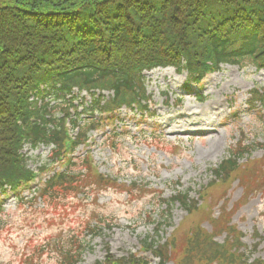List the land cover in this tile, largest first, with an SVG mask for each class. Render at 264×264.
<instances>
[{
  "label": "trees",
  "instance_id": "trees-1",
  "mask_svg": "<svg viewBox=\"0 0 264 264\" xmlns=\"http://www.w3.org/2000/svg\"><path fill=\"white\" fill-rule=\"evenodd\" d=\"M222 65L264 68V0H0V190L30 179L17 154L23 141L61 149L64 125L56 112L67 114L73 107L65 98L72 87L113 91V98L103 104L91 93L85 114L121 105L143 108L144 70L173 66L201 81ZM40 85L60 102L40 108L28 102ZM248 103L259 114L264 110L260 89L251 90ZM79 163L85 174L61 175L46 184L40 196L75 192L80 184L81 191L89 183L109 184L96 175L89 158ZM234 170L228 159L212 171L226 180ZM187 197V192L176 190L167 200L170 207L178 202L188 213L194 211L189 228L185 224L181 228L191 233L186 234L188 244L170 240L184 250V264H264L247 263L238 252L226 214L213 220L194 203L190 206ZM162 214L161 223H168L169 216ZM205 219L213 226L211 234L199 228ZM224 231L225 242H214L213 237ZM176 252L171 256L175 263ZM82 254L79 245L67 250L63 264H75ZM128 262L145 264L136 258ZM105 264L123 262L109 259Z\"/></svg>",
  "mask_w": 264,
  "mask_h": 264
},
{
  "label": "rangeland",
  "instance_id": "rangeland-1",
  "mask_svg": "<svg viewBox=\"0 0 264 264\" xmlns=\"http://www.w3.org/2000/svg\"><path fill=\"white\" fill-rule=\"evenodd\" d=\"M144 74L150 108L145 113L122 109L117 126L125 129L111 138L113 148L107 146L103 137L89 151L101 173L127 185L135 182L139 187L131 196L112 188L96 196L85 192L50 201L44 207L39 199L2 200L0 264H63L64 252L74 247L70 246L72 241L83 248L81 259L75 264L100 261L105 264L107 252L115 260L126 259L140 249L146 237H153L151 222L158 220L160 206L163 209L161 199L173 194V182L179 181V190L188 188L194 197L200 186L212 179L207 167L218 164L230 144L242 140L237 132L239 127L246 126L252 138L258 134L256 137L262 140L260 121L251 119L244 111L248 91L254 86L264 88V70L226 67L198 87L189 85L188 91L184 90L186 73L155 69ZM196 95L205 96L206 100L200 102ZM176 96L182 98L178 105ZM22 152L28 167L36 170L46 160L48 148L29 150L26 145ZM262 154V150L256 149L253 156ZM143 186L160 190L162 194L142 192ZM258 190L264 192V187ZM31 192L25 189L21 196L29 198ZM232 192L235 201L241 189L236 187ZM259 202L258 196L253 197L233 217L245 234L244 242L251 258H264V208ZM184 214L176 206L172 210L171 227L160 231V238L171 232ZM203 226L209 229L207 223ZM254 230L260 235L256 240L251 236ZM254 245H257L255 251ZM176 255L175 264H184V252L180 249ZM151 262L155 263L153 259Z\"/></svg>",
  "mask_w": 264,
  "mask_h": 264
}]
</instances>
